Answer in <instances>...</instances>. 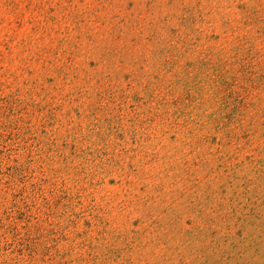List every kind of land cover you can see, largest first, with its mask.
Wrapping results in <instances>:
<instances>
[{
  "label": "rangeland",
  "instance_id": "1",
  "mask_svg": "<svg viewBox=\"0 0 264 264\" xmlns=\"http://www.w3.org/2000/svg\"><path fill=\"white\" fill-rule=\"evenodd\" d=\"M0 264H264V0H0Z\"/></svg>",
  "mask_w": 264,
  "mask_h": 264
}]
</instances>
